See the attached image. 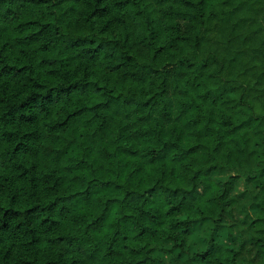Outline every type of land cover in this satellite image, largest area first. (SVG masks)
<instances>
[{
	"label": "clouds",
	"instance_id": "9594fccd",
	"mask_svg": "<svg viewBox=\"0 0 264 264\" xmlns=\"http://www.w3.org/2000/svg\"><path fill=\"white\" fill-rule=\"evenodd\" d=\"M0 264H264V0H0Z\"/></svg>",
	"mask_w": 264,
	"mask_h": 264
}]
</instances>
